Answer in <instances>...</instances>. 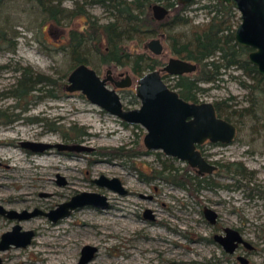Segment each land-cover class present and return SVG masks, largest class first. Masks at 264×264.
I'll list each match as a JSON object with an SVG mask.
<instances>
[{
  "label": "rangeland",
  "instance_id": "rangeland-1",
  "mask_svg": "<svg viewBox=\"0 0 264 264\" xmlns=\"http://www.w3.org/2000/svg\"><path fill=\"white\" fill-rule=\"evenodd\" d=\"M210 1L190 3L186 11L192 23L168 29L162 37L164 54L156 55L145 47L149 39L160 33L148 37L144 43L131 40L130 47L145 50L165 63L170 55H176L171 50L172 38L168 34H189L194 23L206 21L209 16L201 6ZM6 4L0 8V26L7 30V40L0 41V108L12 120L0 118V204L19 212L36 209L42 212L23 219L0 213V237L16 223L22 229L35 230L28 245L0 250L4 264H53L41 257L53 245L63 251L69 246L64 254L69 263L61 259L55 264H80L86 244L97 246V250L92 259L82 264H264V115L261 110L257 116L233 115L238 133L231 143L207 140L200 144L204 154L218 165L210 174L220 184L191 191L154 176V169H161L164 161L175 166H185L187 162L161 149L147 148L143 142L145 127L125 124L81 90L55 87L52 92L35 90L22 98L7 93L25 67L52 75L66 87L73 68L67 46L70 31L83 29L87 17L83 14L68 17L60 24L46 19L32 0H7ZM63 4L71 8L74 0H63ZM86 7L103 21L109 18L101 4L88 3ZM15 34L19 36L13 51L10 45ZM89 58L90 65L105 76L108 65L93 50ZM113 69L133 75V84L121 95L126 106H140L135 90L138 75L128 65L114 63ZM166 80L172 86L176 82L173 78ZM251 80L239 68L232 67L216 83H203L207 89L199 93L200 101L231 97L232 109L249 106L251 95L243 81ZM22 140L75 142L94 149L76 151L53 147L33 151L22 146ZM123 144L137 146L143 152L131 158L109 157L98 152L105 146ZM232 161H242L247 168L245 173L228 171L221 166ZM103 173L120 177L129 192L120 193L100 185L95 179ZM82 191L104 194L108 204L86 203L57 221L45 214ZM206 205L218 212L216 223L204 215ZM148 208L154 217L145 214ZM121 213L126 214L134 227L117 222L112 226L111 221H119ZM138 224L144 226L138 227ZM227 226L238 228L254 248L243 245L233 253L226 251L215 235L225 233ZM153 232L157 239L145 238ZM44 237L51 241L40 243ZM65 240L68 242L64 243ZM73 248L75 251L70 254ZM240 255L249 261L243 263ZM135 256L143 260H135Z\"/></svg>",
  "mask_w": 264,
  "mask_h": 264
},
{
  "label": "trees",
  "instance_id": "trees-1",
  "mask_svg": "<svg viewBox=\"0 0 264 264\" xmlns=\"http://www.w3.org/2000/svg\"><path fill=\"white\" fill-rule=\"evenodd\" d=\"M32 1L46 19L56 23H65L66 18L82 14L87 17L83 29L70 31L67 46L72 55V67L81 62L90 64L89 53L93 50L103 63L128 65L135 73L142 74L161 62L145 50L132 49L129 41L138 39L144 43L148 37L162 32L166 34L169 28L176 25L192 23V17L186 11L190 3H181L178 0H74L71 8L65 6L63 0ZM157 2L169 8V13L165 17L159 18L154 14L152 6ZM6 3L7 0H0V8L6 6ZM88 3L104 6L109 18L103 21L98 15L91 14L86 7ZM201 8L205 9L209 16L206 21L194 23L189 34L183 32L168 34L172 38L171 50L175 54L198 63L197 71L180 76L174 87L186 99L200 101L199 93L207 89L203 83H216L229 69L236 67L252 79L249 82L243 81L251 95L250 105L232 109L233 103L229 102L231 97L218 99L214 101L218 114L231 121L234 114L257 116L261 110L264 115V76L249 59L251 48L241 45L235 39V29L241 20L237 8L223 0H212L204 3ZM16 35L10 45L13 51L16 49V40L19 36ZM6 40L7 30L0 26V41ZM55 87L66 88L65 83L58 81V78L25 67L7 93L22 98L35 90L45 89L52 92ZM0 118L5 121L12 120L8 118L7 111L1 108ZM98 152L109 157L131 158L143 151L137 146L123 144L105 146ZM221 166L234 172L245 173L247 170L242 161L221 163ZM154 171V176L182 185L191 191L203 186L213 187L220 184L211 174H201L187 163L185 166H175L164 161L161 169Z\"/></svg>",
  "mask_w": 264,
  "mask_h": 264
},
{
  "label": "water",
  "instance_id": "water-1",
  "mask_svg": "<svg viewBox=\"0 0 264 264\" xmlns=\"http://www.w3.org/2000/svg\"><path fill=\"white\" fill-rule=\"evenodd\" d=\"M181 3H190L192 0H178ZM235 5L240 12V22L235 29V39L243 46L250 47L249 59L264 75V0H223ZM154 14L165 17L169 8L157 2L152 6ZM164 33L149 39L145 46L155 54L164 52L165 45L162 40ZM198 63L179 56H170L166 64L161 68H153L138 77L135 84L136 94L141 100L140 106L128 107L124 104L118 87H129L133 83L132 75L127 72L125 77L119 81L112 75L102 76L92 65L81 62L77 64L68 75L66 89L81 90L94 103L105 110L118 116L124 122L139 124L146 128L143 138L145 146L149 149H161L166 154L178 157L186 161L197 172L213 173L218 165L204 154L199 145L210 140L219 143H231L237 136V125L223 117L217 112L214 101H192L188 100L179 91L171 87L164 79V71L172 74H183L197 70ZM111 69L109 68L108 71ZM109 79L114 82L110 85ZM22 146L33 151H45L57 147L69 150H93L94 147L83 143L22 140ZM63 182L65 181L62 178ZM100 185L108 186L120 193H126L127 188L118 176L109 177L101 174L96 178ZM92 203L105 206L108 204L107 196L94 191H82L72 197L71 200L60 203L59 208L46 212L52 220L69 215L72 209ZM40 210L22 212L16 209H8L0 204V213L10 218L23 219L30 217ZM206 218L216 223L218 212L211 206L206 205L203 209ZM145 214L154 217L151 209ZM225 233L216 234L215 239L219 241L226 251L233 253L243 243L248 248L254 245L246 240L242 232L235 227L227 226ZM35 236L34 229H22L20 223H16L12 229L2 233L0 238V250H6L12 245L26 246L31 243ZM97 246L86 244L82 249L80 264L94 257ZM239 259L247 263L249 259L240 255ZM0 256V264H2Z\"/></svg>",
  "mask_w": 264,
  "mask_h": 264
},
{
  "label": "bare ground",
  "instance_id": "bare-ground-1",
  "mask_svg": "<svg viewBox=\"0 0 264 264\" xmlns=\"http://www.w3.org/2000/svg\"><path fill=\"white\" fill-rule=\"evenodd\" d=\"M42 162H43V160H42ZM11 165V164H10ZM14 167V166H13ZM24 192V191H23ZM104 216V215H103ZM107 217V216H106ZM119 217H122V218H119ZM101 218V217H100ZM111 219V218H110ZM115 219V218H114ZM128 218H127V216H126V214H124V213H121V214H119L118 215V220L119 221H111V223L113 224L112 226H114V223H118V224H122V226H125V225H127V227H134L132 224H131V221L129 222L128 220H127ZM104 220V219H103ZM112 220V219H111ZM105 222V221H104ZM104 222H99V223H104ZM105 224V223H104ZM136 224V223H135ZM100 225V224H99ZM94 226V225H93ZM105 226H107V224L105 225ZM144 226V225H143ZM142 226V224H138V227H143ZM104 227V226H103ZM126 227V228H127ZM108 228H110V227H108ZM120 228V227H119ZM54 229V228H53ZM99 229V228H98ZM112 229V228H111ZM116 229V228H115ZM128 229V228H127ZM136 229V228H135ZM138 229V228H137ZM44 230V229H43ZM100 230V229H99ZM121 230V229H120ZM134 230V229H133ZM125 231V230H124ZM100 232V231H99ZM57 233V232H56ZM76 233V232H75ZM107 233V232H106ZM160 233V232H159ZM55 234V233H54ZM69 238V237H68ZM145 238L146 239H157L158 237L156 236V234L153 232L152 234H147V235H145ZM70 239V238H69ZM160 239H163V238H160ZM49 241H51V240H49V239H47V238H42V239H40V243H42V244H45V243H49ZM68 241L67 240H65L64 241V243H67ZM155 243V242H154ZM140 244V243H139ZM145 244V243H144ZM52 245V244H51ZM61 245V244H60ZM76 245V244H75ZM50 246V245H49ZM68 246V245H67ZM72 246V245H71ZM146 246V245H145ZM144 246V247H145ZM150 246V245H149ZM43 247V246H42ZM69 247V246H68ZM68 247H66L65 249H64V251H63V249H61L60 247H58V246H54L53 245V247L52 248H49V251L47 250L45 253H42L41 254V257L42 258H44V259H46V260H50V262L51 263H53V264H55V263H57L59 260L61 261V259H63V261H64V263H69V262H67L68 261V258L66 257V256H64V254H65V252L66 251H68ZM152 247V246H151ZM75 251V249L73 248L72 249V251H70V254L71 253H73ZM77 252V251H76ZM129 252V251H128ZM133 254V253H132ZM178 255V254H177ZM69 256V255H68ZM145 256V254H143V257ZM175 256V255H174ZM130 258V257H129ZM132 258V257H131ZM135 258V260L136 259H139L140 261L141 260H143L142 258H140L139 256H135L134 257ZM133 258V259H134ZM103 260V259H102ZM101 260V261H102ZM106 260V259H105ZM177 260V259H176ZM100 261V260H99ZM98 261V262H99ZM49 262V261H48ZM124 262V261H123ZM179 262V261H178ZM119 263V262H118ZM127 263V262H126ZM133 263V262H132ZM185 263V262H184ZM109 264V263H108ZM120 264V263H119ZM122 264V263H121ZM125 264V263H124Z\"/></svg>",
  "mask_w": 264,
  "mask_h": 264
},
{
  "label": "flooded vegetation",
  "instance_id": "flooded-vegetation-1",
  "mask_svg": "<svg viewBox=\"0 0 264 264\" xmlns=\"http://www.w3.org/2000/svg\"><path fill=\"white\" fill-rule=\"evenodd\" d=\"M192 1H194V0H192ZM191 1V2H192ZM190 2V3H191ZM162 33H164V32H162ZM165 34V33H164ZM146 47V46H145ZM149 49V48H148ZM150 50V49H149ZM164 52H165V49H164ZM164 52L163 53H161V54H156V55H162V54H164ZM155 54V53H154ZM153 56V55H152ZM170 56H172V55H170ZM169 56V57H170ZM175 56H178L177 54L175 55ZM154 57H157V56H154ZM169 57H168V59H169ZM180 57V56H179ZM168 61V60H167ZM166 61V62H167ZM193 61V60H192ZM161 62V61H160ZM166 62L165 63H160V64H158L155 68H161V67H163L165 64H166ZM105 64H107L108 65V67H107V70H106V75H108V74H110V75H112L113 76V78L115 79V80H119V81H121L123 78H124V75L126 74V72L125 73H122V71L121 72H116L113 68H114V63H105ZM74 68V67H73ZM111 69L110 71H108V69ZM148 70H150V69H148ZM148 70H146V71H148ZM133 71V70H132ZM146 71H144V72H146ZM197 70H195V71H193V72H187V73H183V74H172V73H170V72H167V71H164V72H162L163 73V77H164V79L166 80V78H173L176 82H177V79L180 77V76H182V75H185V74H193L194 72H196ZM143 72V73H144ZM100 73V72H99ZM133 73H135L134 71H133ZM142 73V74H143ZM101 74V73H100ZM136 75H138V77L139 76H141L142 74H137V73H135ZM102 75V74H101ZM132 75V74H131ZM264 76V75H263ZM132 77H133V75H132ZM167 81V80H166ZM133 82H134V80H133ZM168 82V81H167ZM176 82H175V84H174V86H176ZM109 83H110V85H114V82L111 80V79H109ZM133 84V83H132ZM168 84H169V82H168ZM170 85V84H169ZM131 86V85H130ZM171 87H173V88H175V89H177L176 87H174V86H172V85H170ZM128 87H118V90H119V92L121 93L123 90H125V89H127ZM178 90V89H177ZM180 93V92H179ZM181 95V94H180ZM235 123V122H234ZM236 125H237V123H235ZM237 128H238V125H237ZM194 168V167H193ZM196 169V168H195ZM127 192H129V189H127ZM126 192V193H127ZM1 238V237H0ZM244 244L243 243H241L240 244V246H243ZM12 246H16V245H12ZM12 246H10L9 248H11ZM239 246V247H240ZM245 246V245H244ZM16 247H19V246H16ZM245 247H247V246H245ZM9 248H7L6 250H8ZM248 248V247H247ZM249 249V248H248ZM4 251V250H3ZM2 264H4V259L2 258Z\"/></svg>",
  "mask_w": 264,
  "mask_h": 264
}]
</instances>
